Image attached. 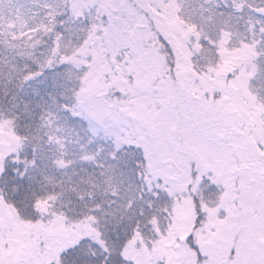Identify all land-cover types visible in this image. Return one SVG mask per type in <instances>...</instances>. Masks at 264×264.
Masks as SVG:
<instances>
[{
    "label": "rangeland",
    "instance_id": "obj_1",
    "mask_svg": "<svg viewBox=\"0 0 264 264\" xmlns=\"http://www.w3.org/2000/svg\"><path fill=\"white\" fill-rule=\"evenodd\" d=\"M120 2L0 0V32L10 40L26 39L30 48L39 45V34L62 15L61 9L71 8L59 39L66 57L55 60L63 69L51 76L67 84V103L77 107L73 120L60 119L62 140L54 157L80 170L89 164L107 182L116 180L120 190L122 170L112 153L118 145L134 154L141 150L146 168L157 173L155 182L166 184L172 198L168 223L156 216L157 232L152 234L163 231L167 236L162 246L161 238L155 237L154 244L167 255V264H264V0H254L255 9L242 19L241 29L231 14L217 9L237 0H157L166 13L159 14L160 30L175 47L174 74L168 75L159 71L160 56L152 46L135 57L123 28L131 35L130 24L146 22H127L132 11ZM93 21L107 29L93 34ZM209 29L217 36L213 40H221L220 33L229 35L220 42L223 64L202 60L201 46L195 45ZM51 62L46 63L49 68L55 66ZM115 87L125 89L128 98L111 101L110 92L119 90ZM8 139L0 128V169L11 150ZM131 193L127 203L134 200ZM235 202L244 224L240 256H231L240 224L226 208H234ZM191 231L200 248L189 244ZM4 235L11 247L0 264H30L37 253L29 249L31 243L35 249L39 242L61 246L67 233L49 220L32 226L18 221L0 201L2 240ZM137 260L144 264L150 257L140 253Z\"/></svg>",
    "mask_w": 264,
    "mask_h": 264
},
{
    "label": "trees",
    "instance_id": "obj_2",
    "mask_svg": "<svg viewBox=\"0 0 264 264\" xmlns=\"http://www.w3.org/2000/svg\"><path fill=\"white\" fill-rule=\"evenodd\" d=\"M121 1L132 11L127 22L137 18L146 22L129 23L134 31L131 35L125 26L123 28V33L132 41L131 49L135 47V57L152 46L160 56L159 71L174 74L171 57L175 47L160 30L162 16L159 14L166 13L158 6L157 0ZM237 1L230 6L221 3L217 9L231 14L234 24L241 29L242 19L255 9L256 3L254 0ZM155 11L158 14H153ZM61 12L62 15L49 22L47 31L39 34V45L35 48H30L26 39L10 40L0 32V128L9 133L7 143L11 145L0 169V201L18 221L32 226L49 220L51 225L67 233L61 246L49 248L39 242L35 249L31 243L29 249L37 253L30 259V264H140L137 260L140 253L150 257V262L144 264H167V255L154 246L155 237L161 238L159 243L162 246L167 236L163 231L152 234L157 230L154 226L156 216L166 218L164 223H168L166 216L172 208V198L166 184L155 182L157 173L146 168L141 150L134 154L126 150L129 147L118 145L112 153L113 162L120 166L118 170H122L118 172L121 183H124L120 190L116 180L107 182L105 176L91 170L89 164L80 170L76 165L65 166L54 157L62 140L57 127L60 119L64 116L73 120L77 107L67 103L70 93L67 84L52 80L51 76L57 74L55 70L63 69L55 65V60L66 57L59 39L64 34L71 8L64 7ZM234 14L237 15L234 17ZM125 15L121 18L124 19ZM85 20L89 22L88 17ZM90 27L93 34L97 29H107L105 24L94 21L90 22ZM211 29L195 45L201 46L198 51L202 52V60L223 64L220 42H226L229 35L220 33L221 40H213L217 36ZM193 32L198 36V32ZM169 57L167 65L164 64L163 59ZM52 60L50 65L55 66L49 68L46 63ZM73 64L79 65V62L73 60ZM115 88L119 90L110 92L111 101L128 98L125 89ZM125 88L129 90L131 86L125 82ZM127 192L134 194L130 203L126 202ZM234 206H226L227 214H236V222L240 224L231 256H240L238 243L244 238V224L241 225L240 217L235 213L239 204L235 202ZM74 224L77 227L72 228ZM4 227L5 230L9 228L8 224ZM192 234L191 231L188 236L189 244L200 248L198 236ZM5 237L0 238V258L11 247V240ZM247 246L245 241L246 249Z\"/></svg>",
    "mask_w": 264,
    "mask_h": 264
},
{
    "label": "flooded vegetation",
    "instance_id": "obj_3",
    "mask_svg": "<svg viewBox=\"0 0 264 264\" xmlns=\"http://www.w3.org/2000/svg\"><path fill=\"white\" fill-rule=\"evenodd\" d=\"M215 132V131H214Z\"/></svg>",
    "mask_w": 264,
    "mask_h": 264
}]
</instances>
